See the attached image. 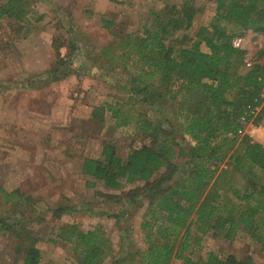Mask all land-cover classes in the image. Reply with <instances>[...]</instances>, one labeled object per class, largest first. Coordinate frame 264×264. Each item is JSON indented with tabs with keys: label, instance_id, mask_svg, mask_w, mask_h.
<instances>
[{
	"label": "trees",
	"instance_id": "obj_1",
	"mask_svg": "<svg viewBox=\"0 0 264 264\" xmlns=\"http://www.w3.org/2000/svg\"><path fill=\"white\" fill-rule=\"evenodd\" d=\"M210 1L215 7L209 21L180 43H175L174 34L189 30L195 14L188 1L150 11L149 21L140 29L116 34V40L101 50L118 59L132 99L130 109L117 101L104 103V111L116 127L133 124L134 133L149 142L131 149L124 158L106 142L99 158L82 160L80 172L106 189L121 191L114 195L117 200L146 201L140 229L147 247L135 250L136 264H171L174 258L183 264H254L248 256L240 259L234 254L220 258L210 252L200 261L181 254L206 234L225 240L243 234L264 254V143L240 136L251 118L247 105H261L255 123L264 118V64L244 67V52L231 43L238 30L264 34V0ZM31 4L32 0H0V21H22ZM100 22L106 29L114 25L104 15ZM138 96L142 99H134ZM153 97L174 102L177 130L194 144L181 146L175 130L131 108ZM229 152L227 167L218 168L216 161ZM179 156L185 158L181 164L176 163ZM125 186L134 187L125 190ZM35 204L31 195L0 187V207L6 206L0 212V236L12 240L11 264H42L33 225L43 222L40 213L59 216L66 209L59 206L41 212ZM56 237L70 244L73 264H101L114 257L109 240L98 228L83 231L68 224L58 228ZM130 257L120 253L113 263L125 264Z\"/></svg>",
	"mask_w": 264,
	"mask_h": 264
},
{
	"label": "rangeland",
	"instance_id": "obj_2",
	"mask_svg": "<svg viewBox=\"0 0 264 264\" xmlns=\"http://www.w3.org/2000/svg\"><path fill=\"white\" fill-rule=\"evenodd\" d=\"M184 1L194 7L195 14L189 30L174 34L175 43H180L209 21L215 7L212 1L32 0L22 21H0V187L31 195L36 211L66 206L59 216L49 211L40 213L43 222L33 225L42 264L74 263L70 244L56 237L58 228L68 224L83 231L100 229L114 257L120 253L132 255L125 264H136L135 250L147 247L145 232L140 229L146 201L117 200L114 195L121 191L104 188L101 182L82 174L80 168L85 157L99 158L106 142L115 146L121 158L149 142L134 133L133 124L116 127L104 111L106 102L118 101L127 109L132 99L128 77L118 59L103 55L101 50L116 40V34L140 29L149 21L150 11L165 5L180 6ZM102 15L114 21L111 29L101 24ZM231 43L244 52V67L250 68L255 62L264 64L263 33L238 30ZM201 49L208 51L204 45ZM55 70L57 73H53ZM174 107L170 100L160 102L153 97L131 108L175 130L181 146L194 144L177 130ZM253 119L245 122L240 136L246 134L264 143V118L257 123ZM229 154L216 161L218 168L227 167ZM184 160L179 156L176 163ZM236 177L242 184L240 175ZM131 187L125 186V190ZM5 207L2 205L0 212ZM152 240L159 241L155 236ZM12 246L10 238L0 236V264L12 263ZM210 252L220 258L227 254L240 259L248 256L254 264H264V254L243 234L232 240L206 234L197 246L177 251L198 261ZM114 257H107L101 264H114ZM171 264L183 261L174 258Z\"/></svg>",
	"mask_w": 264,
	"mask_h": 264
},
{
	"label": "built area",
	"instance_id": "obj_3",
	"mask_svg": "<svg viewBox=\"0 0 264 264\" xmlns=\"http://www.w3.org/2000/svg\"><path fill=\"white\" fill-rule=\"evenodd\" d=\"M234 47L237 46L235 43L232 44ZM236 48V47H235ZM247 66H250V64L247 62ZM257 102L256 99H254L253 103ZM261 105L257 106L256 108L252 106V103L247 105V108L249 109V115H251V118H255V116L258 114L260 110ZM242 121H244V117L241 118Z\"/></svg>",
	"mask_w": 264,
	"mask_h": 264
}]
</instances>
